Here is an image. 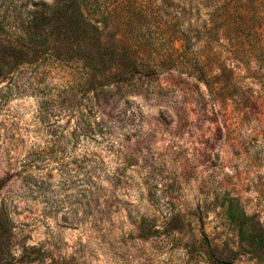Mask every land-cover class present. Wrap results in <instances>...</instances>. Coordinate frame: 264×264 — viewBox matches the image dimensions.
Instances as JSON below:
<instances>
[{"label": "rangeland", "instance_id": "obj_1", "mask_svg": "<svg viewBox=\"0 0 264 264\" xmlns=\"http://www.w3.org/2000/svg\"><path fill=\"white\" fill-rule=\"evenodd\" d=\"M55 1L0 0V264H264V0Z\"/></svg>", "mask_w": 264, "mask_h": 264}, {"label": "trees", "instance_id": "obj_2", "mask_svg": "<svg viewBox=\"0 0 264 264\" xmlns=\"http://www.w3.org/2000/svg\"><path fill=\"white\" fill-rule=\"evenodd\" d=\"M121 0H56L50 7L49 12H43V10H34V16L23 20L20 24V28L23 29V33H26L29 37L35 33L42 35V24L44 21L49 22V32L52 30H60V24L67 28V25L77 27L83 21L89 19V16H95L97 20L94 22H100L101 24L108 25L112 19L111 15L114 14L116 6ZM74 10L76 12H74ZM86 24V23H85ZM110 25V24H109ZM95 30L99 29L97 24L92 26ZM64 28V29H65ZM63 29V30H64ZM62 31V30H60ZM119 40V39H118ZM120 42V40H119ZM99 58H102L103 53L98 50ZM110 52V51H109ZM106 52L109 55L110 53ZM93 56V59H97L94 53H89ZM86 57V56H85ZM241 210V209H240ZM239 208L232 209L228 206L229 220L232 223L241 238H246V243L249 246L248 251L254 255H258L260 248L264 246V239L262 237H256L249 231L251 218L241 213ZM244 233H248V236H244ZM63 264V263H61Z\"/></svg>", "mask_w": 264, "mask_h": 264}]
</instances>
